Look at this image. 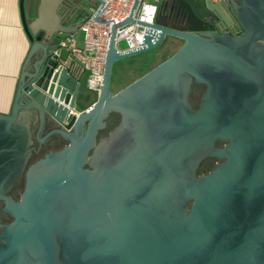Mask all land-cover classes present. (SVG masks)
Masks as SVG:
<instances>
[{
	"label": "water",
	"instance_id": "1",
	"mask_svg": "<svg viewBox=\"0 0 264 264\" xmlns=\"http://www.w3.org/2000/svg\"><path fill=\"white\" fill-rule=\"evenodd\" d=\"M62 1L76 33L102 7ZM28 2L21 14L32 47L11 111L0 115V203L12 220L0 227V264H264V0L219 5L240 36L204 33L192 8L173 1L191 28L138 23L141 49L119 53L117 31L135 24L136 0L112 27L100 95L59 33L29 25ZM168 38L183 42L177 53L111 92L118 64ZM194 85L206 88L198 110ZM114 115L119 125L101 138ZM58 140L62 150L30 165ZM207 159L222 163L199 176ZM21 180L16 202L8 195Z\"/></svg>",
	"mask_w": 264,
	"mask_h": 264
},
{
	"label": "built area",
	"instance_id": "2",
	"mask_svg": "<svg viewBox=\"0 0 264 264\" xmlns=\"http://www.w3.org/2000/svg\"><path fill=\"white\" fill-rule=\"evenodd\" d=\"M173 1L176 0H138V8L133 17L135 24L117 31V51L129 53L141 49L145 30L137 24L155 25L159 6ZM230 1L232 0H212V6L207 0H204V3L213 11V6L225 5ZM135 2L136 0H102L101 9L86 18L80 28L83 35L81 46L77 44L75 36H70L60 43V46L68 51L70 60L86 76L87 89L97 95H100L103 86V73L112 27L128 20ZM234 29L237 32L240 30L236 24L225 28L227 31Z\"/></svg>",
	"mask_w": 264,
	"mask_h": 264
},
{
	"label": "crops",
	"instance_id": "3",
	"mask_svg": "<svg viewBox=\"0 0 264 264\" xmlns=\"http://www.w3.org/2000/svg\"><path fill=\"white\" fill-rule=\"evenodd\" d=\"M62 2L29 0L28 23L39 21L40 29L59 33L63 39L75 36L81 46L83 35L80 29L76 33L77 20L65 18ZM21 9L22 0H0V115H9L11 111L18 80L32 47L23 27ZM66 54L69 55L68 51Z\"/></svg>",
	"mask_w": 264,
	"mask_h": 264
},
{
	"label": "flooded vegetation",
	"instance_id": "4",
	"mask_svg": "<svg viewBox=\"0 0 264 264\" xmlns=\"http://www.w3.org/2000/svg\"><path fill=\"white\" fill-rule=\"evenodd\" d=\"M174 4H175V6L172 8L170 16L175 21H178V22L181 21L183 24H186L187 30H188L191 27L189 24H187V18H188L187 9L181 8L177 3H174ZM189 6L192 8L194 13L200 19V21L195 23L194 27L199 28V29H203L204 33H220V34H229V35H233V36H238V35L240 36L241 35L240 30L238 32L235 29L227 31V30H225L226 26L223 27L222 25L217 24L216 19L210 17L209 16L210 12L206 11L204 0H196V2L194 4H191ZM227 14L230 17V19L232 20L230 13L227 12ZM211 21H213L214 23H211V24L206 23V22H211ZM181 43L183 44V42H181ZM84 81L86 82V76L85 75H84ZM205 92H206L205 87L197 86V85L193 86L192 92L190 94V103H191L194 110H198L200 101H201L202 97L204 96ZM119 123H120V117L117 115L112 116L111 120H110L109 130L106 133L101 134L100 137L101 138L106 137L110 131H112L115 127H117L119 125ZM65 146H66V144L60 140H58L57 142L48 143L47 145L43 146L39 152H37V153L34 152L30 165L38 162L40 159H42L49 152L60 151ZM224 147H225L224 144L218 145V148H220V149H223ZM34 148L36 150H38V145L35 144ZM221 163L222 162L217 160V159L205 160L203 165L201 166L200 170L198 171L199 176H207L208 174L213 172L216 169V167L218 165H220ZM24 188H25V181L21 180L12 189V191L10 192V194L8 196L11 199H13L14 201L19 202L20 196L24 192ZM3 207H4L3 204L0 203V227L1 226H7V225H10L12 223L11 218L9 216L3 214V212H2ZM2 219H4L5 222H2ZM0 234H1V230H0Z\"/></svg>",
	"mask_w": 264,
	"mask_h": 264
},
{
	"label": "rangeland",
	"instance_id": "5",
	"mask_svg": "<svg viewBox=\"0 0 264 264\" xmlns=\"http://www.w3.org/2000/svg\"><path fill=\"white\" fill-rule=\"evenodd\" d=\"M211 4L212 0H208ZM212 6V5H211ZM160 7V6H159ZM222 22L228 26H233V22L228 14L222 9L221 6H213ZM164 19V18H162ZM182 43L178 39H166L163 46L157 50L147 53L132 59L122 61L116 68V76L111 87V92L116 94L137 78L144 76L151 72L156 66L160 65L161 62L169 59L182 47ZM125 46V45H124ZM133 70V71H132ZM2 222H5L2 219Z\"/></svg>",
	"mask_w": 264,
	"mask_h": 264
},
{
	"label": "trees",
	"instance_id": "6",
	"mask_svg": "<svg viewBox=\"0 0 264 264\" xmlns=\"http://www.w3.org/2000/svg\"><path fill=\"white\" fill-rule=\"evenodd\" d=\"M184 3H186L187 5H191V4H194L196 2V0H182ZM175 2H167V3H164L162 5H160L159 7V10H158V16H157V19L156 21L167 27V28H170V29H173V30H176V31H180V32H186L187 31V25L186 24H183L181 21H175L174 19H172V17L170 16L171 14V11H172V8L175 6L174 4ZM164 18V19H162ZM166 61V60H165ZM164 62V61H163ZM161 62V64L163 63ZM159 66V65H158ZM156 66V67H158ZM155 67V68H156ZM154 68V69H155ZM116 68L113 69V74H112V86H113V83H114V80H115V76H116ZM133 71V70H132ZM152 71V70H151ZM145 76V75H144ZM143 76H141L140 78H142ZM140 78H137L135 80H133L131 82V84H133L134 82H136L137 80H139ZM131 84H129L128 86H130ZM128 86H126L125 88H127ZM123 88V89H125ZM122 89V90H123ZM120 90V91H122ZM119 91V92H120Z\"/></svg>",
	"mask_w": 264,
	"mask_h": 264
}]
</instances>
